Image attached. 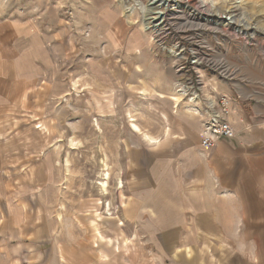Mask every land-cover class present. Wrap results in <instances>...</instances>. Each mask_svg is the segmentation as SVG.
Masks as SVG:
<instances>
[{
    "label": "rangeland",
    "instance_id": "obj_1",
    "mask_svg": "<svg viewBox=\"0 0 264 264\" xmlns=\"http://www.w3.org/2000/svg\"><path fill=\"white\" fill-rule=\"evenodd\" d=\"M162 1L154 30L151 0H0V264H183L131 158L171 103L202 129L222 95L264 104V0Z\"/></svg>",
    "mask_w": 264,
    "mask_h": 264
},
{
    "label": "crops",
    "instance_id": "obj_2",
    "mask_svg": "<svg viewBox=\"0 0 264 264\" xmlns=\"http://www.w3.org/2000/svg\"><path fill=\"white\" fill-rule=\"evenodd\" d=\"M243 97L228 116L236 138L203 149L201 118L171 103L147 151L131 158L137 221L183 264H264V104Z\"/></svg>",
    "mask_w": 264,
    "mask_h": 264
},
{
    "label": "built area",
    "instance_id": "obj_3",
    "mask_svg": "<svg viewBox=\"0 0 264 264\" xmlns=\"http://www.w3.org/2000/svg\"><path fill=\"white\" fill-rule=\"evenodd\" d=\"M238 95H222L219 101L220 108L211 103L206 110V119L203 122V129L200 133L201 144L204 149L214 147L219 140L234 139L237 132L226 116L232 111L233 105L239 102Z\"/></svg>",
    "mask_w": 264,
    "mask_h": 264
},
{
    "label": "bare ground",
    "instance_id": "obj_4",
    "mask_svg": "<svg viewBox=\"0 0 264 264\" xmlns=\"http://www.w3.org/2000/svg\"><path fill=\"white\" fill-rule=\"evenodd\" d=\"M154 7H155V10H154V13H155V16H150L149 18V22L148 24L152 25V27L154 28V30L158 28V24H160L158 21L160 20V17L162 16L161 14L163 13V10L165 9V5H164V2L162 0H151ZM209 0H201L202 3H206L208 2ZM214 2V1H213ZM130 7V6H129ZM142 7V6H141ZM186 8L188 7L192 12H195V10L192 9V7L190 5H187L185 3L182 2V0H175V3H174V8ZM127 8V7H126ZM125 8V9H126ZM131 10V9H130ZM226 17L229 19V21L233 20V16H232V13L231 14H226ZM228 21V23H229ZM239 31L240 32H243L245 33V30L244 29H240L239 28ZM227 70V69H226ZM183 92V91H182ZM191 99V98H190ZM192 101L194 100L193 97L191 99ZM194 102V101H193ZM134 127L136 129H139L138 126L136 124H134ZM106 175H109V173H107ZM102 186L103 188L105 189L106 186H107V182L106 181H103L102 182Z\"/></svg>",
    "mask_w": 264,
    "mask_h": 264
}]
</instances>
